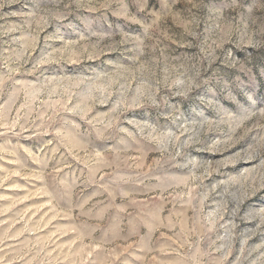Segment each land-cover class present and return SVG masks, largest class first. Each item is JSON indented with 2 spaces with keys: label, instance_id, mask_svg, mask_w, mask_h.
<instances>
[{
  "label": "rangeland",
  "instance_id": "rangeland-1",
  "mask_svg": "<svg viewBox=\"0 0 264 264\" xmlns=\"http://www.w3.org/2000/svg\"><path fill=\"white\" fill-rule=\"evenodd\" d=\"M0 264H264V0H0Z\"/></svg>",
  "mask_w": 264,
  "mask_h": 264
}]
</instances>
